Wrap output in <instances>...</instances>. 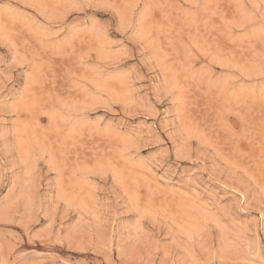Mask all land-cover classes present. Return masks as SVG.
<instances>
[{
  "label": "rangeland",
  "instance_id": "374dc122",
  "mask_svg": "<svg viewBox=\"0 0 264 264\" xmlns=\"http://www.w3.org/2000/svg\"><path fill=\"white\" fill-rule=\"evenodd\" d=\"M0 264H264V0H0Z\"/></svg>",
  "mask_w": 264,
  "mask_h": 264
}]
</instances>
